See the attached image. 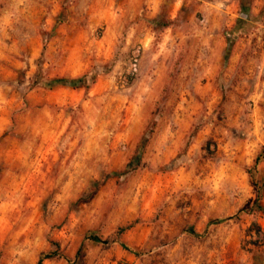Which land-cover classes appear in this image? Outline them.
<instances>
[{
  "label": "rangeland",
  "instance_id": "rangeland-1",
  "mask_svg": "<svg viewBox=\"0 0 264 264\" xmlns=\"http://www.w3.org/2000/svg\"><path fill=\"white\" fill-rule=\"evenodd\" d=\"M253 225L264 0H0V264H264Z\"/></svg>",
  "mask_w": 264,
  "mask_h": 264
},
{
  "label": "trees",
  "instance_id": "trees-1",
  "mask_svg": "<svg viewBox=\"0 0 264 264\" xmlns=\"http://www.w3.org/2000/svg\"><path fill=\"white\" fill-rule=\"evenodd\" d=\"M241 16L245 18V17H246V14H242ZM154 24L156 25L157 23H154ZM159 27H161V28H166V27H168V24H162V25H159ZM228 44H230V42H229ZM91 77H92V78H91L90 80H91V82H92V80H93V76H91ZM62 81H63L64 83H67V84L73 86V87L81 86V87H83L84 89H88V88H89V81L86 80V77H82V78H80V79H75V80H71V81H65V80H62ZM44 86L50 87L51 84H50V83H47V84H45ZM143 147H144V144L140 145L139 150H142ZM131 227H132V225H127V226H124V227H120V228L118 229V234H122V233H124L125 231H127V230L130 229ZM253 227L255 228L254 231H255L256 235H257V236H262V237L264 238V236L261 235L262 233H261V231H260V228H259L257 225H253ZM92 239H93L94 241H99V239L96 238V237H92ZM77 256H78V257L81 256V248L78 249V251H77ZM56 257L64 258V256L60 253L59 244L54 243V248H53L51 251L42 254V255L39 257V259H38V261H37L36 264H43L44 261H46V260H51V259L56 258ZM68 264H70L69 261H68Z\"/></svg>",
  "mask_w": 264,
  "mask_h": 264
}]
</instances>
